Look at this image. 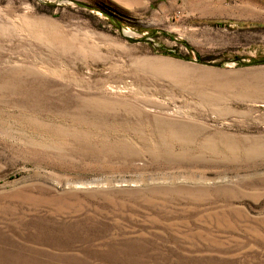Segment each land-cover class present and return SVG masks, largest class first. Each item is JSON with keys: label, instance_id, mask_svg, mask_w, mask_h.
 Segmentation results:
<instances>
[{"label": "rangeland", "instance_id": "rangeland-1", "mask_svg": "<svg viewBox=\"0 0 264 264\" xmlns=\"http://www.w3.org/2000/svg\"><path fill=\"white\" fill-rule=\"evenodd\" d=\"M0 264H264V0H0Z\"/></svg>", "mask_w": 264, "mask_h": 264}, {"label": "water", "instance_id": "water-1", "mask_svg": "<svg viewBox=\"0 0 264 264\" xmlns=\"http://www.w3.org/2000/svg\"><path fill=\"white\" fill-rule=\"evenodd\" d=\"M204 62V61H203ZM206 63H210V64H213V63H211V62H206ZM220 65V64H219Z\"/></svg>", "mask_w": 264, "mask_h": 264}]
</instances>
